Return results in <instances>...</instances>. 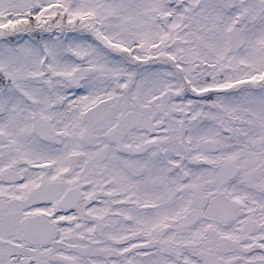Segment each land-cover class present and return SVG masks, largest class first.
Returning <instances> with one entry per match:
<instances>
[{
    "label": "snow or ice",
    "instance_id": "6c2138e0",
    "mask_svg": "<svg viewBox=\"0 0 264 264\" xmlns=\"http://www.w3.org/2000/svg\"><path fill=\"white\" fill-rule=\"evenodd\" d=\"M0 264H264V0H0Z\"/></svg>",
    "mask_w": 264,
    "mask_h": 264
}]
</instances>
